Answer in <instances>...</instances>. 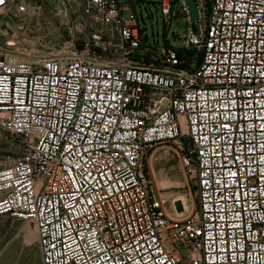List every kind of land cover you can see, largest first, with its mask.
Segmentation results:
<instances>
[{
  "label": "built area",
  "instance_id": "2783aa9c",
  "mask_svg": "<svg viewBox=\"0 0 264 264\" xmlns=\"http://www.w3.org/2000/svg\"><path fill=\"white\" fill-rule=\"evenodd\" d=\"M195 2L197 36L183 0H155L165 31L187 23L159 55L138 0L0 2L22 31H69L49 57L0 55V216L34 224L41 264H264V0ZM167 149L194 211L151 179Z\"/></svg>",
  "mask_w": 264,
  "mask_h": 264
},
{
  "label": "rangeland",
  "instance_id": "374dc122",
  "mask_svg": "<svg viewBox=\"0 0 264 264\" xmlns=\"http://www.w3.org/2000/svg\"><path fill=\"white\" fill-rule=\"evenodd\" d=\"M136 1V0H133ZM135 12L139 17V27L146 36L145 48H151L159 55V50L166 41L177 43L187 34L185 17H178L171 23L170 31H165L162 19L157 12L155 0H138ZM45 5V9L47 10ZM52 26L58 31H40V25L34 21L28 25V31H22L19 24L8 21L0 14V55H15L26 61L51 56L55 53L69 31H63V25L54 19ZM177 36V37H176ZM9 141L0 133V166L8 157L15 156L11 152ZM155 153L147 160L150 176L166 199V208L173 215L194 211L197 207L194 198L190 197L188 178L181 168L177 156L169 149ZM176 200L177 202H173ZM0 264H41L37 232L29 221H17L0 216Z\"/></svg>",
  "mask_w": 264,
  "mask_h": 264
},
{
  "label": "water",
  "instance_id": "95a60500",
  "mask_svg": "<svg viewBox=\"0 0 264 264\" xmlns=\"http://www.w3.org/2000/svg\"><path fill=\"white\" fill-rule=\"evenodd\" d=\"M183 1L186 4L189 11L190 26L191 28H194L193 34L197 36L199 34V29H198L199 12L197 9V4L195 0H183Z\"/></svg>",
  "mask_w": 264,
  "mask_h": 264
},
{
  "label": "snow or ice",
  "instance_id": "6c2138e0",
  "mask_svg": "<svg viewBox=\"0 0 264 264\" xmlns=\"http://www.w3.org/2000/svg\"><path fill=\"white\" fill-rule=\"evenodd\" d=\"M0 2H2V0H0Z\"/></svg>",
  "mask_w": 264,
  "mask_h": 264
},
{
  "label": "bare ground",
  "instance_id": "6f19581e",
  "mask_svg": "<svg viewBox=\"0 0 264 264\" xmlns=\"http://www.w3.org/2000/svg\"><path fill=\"white\" fill-rule=\"evenodd\" d=\"M32 22H34V20Z\"/></svg>",
  "mask_w": 264,
  "mask_h": 264
}]
</instances>
